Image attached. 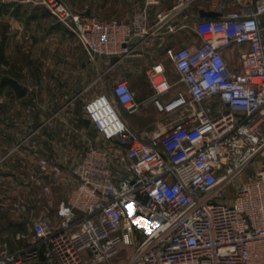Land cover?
Segmentation results:
<instances>
[{"label":"built area","instance_id":"obj_1","mask_svg":"<svg viewBox=\"0 0 264 264\" xmlns=\"http://www.w3.org/2000/svg\"><path fill=\"white\" fill-rule=\"evenodd\" d=\"M24 1L44 8L89 61L101 56L107 64L139 54L142 40L160 28L173 32L168 20L185 4L177 0L150 21L158 0H144L128 20L76 11L63 0ZM193 30L201 43L171 53L183 89L162 101L169 88L163 68L146 71L157 112L182 116L137 133L104 95L88 100L85 118L101 144L87 139L71 175L38 158L34 185L48 192L71 176L74 186L52 218L31 221L27 247L2 250L0 264H264V166L228 195V184L264 151V0L243 17L204 19ZM243 44L239 70H231L223 50ZM111 93L128 113L137 110L126 81L114 82Z\"/></svg>","mask_w":264,"mask_h":264},{"label":"rangeland","instance_id":"obj_2","mask_svg":"<svg viewBox=\"0 0 264 264\" xmlns=\"http://www.w3.org/2000/svg\"><path fill=\"white\" fill-rule=\"evenodd\" d=\"M63 1L73 10H90L101 18L116 19L121 14L120 4L126 7L133 0ZM190 26L184 19L178 24L182 34L186 29L191 31ZM85 61L77 40L44 8L24 0H0V79L8 76L28 87L23 97L16 98L10 86L0 81V125L12 124L10 130L0 128V257L3 249L11 253L27 247L31 221L39 216L52 218L60 198L74 186L68 176L44 192L33 184L31 176L37 174L36 163L41 156L60 164V143L67 137L72 139L71 132L60 130V117L72 120L84 116L85 101L80 96L92 79L86 69L79 71V63ZM165 66L173 67L171 53ZM169 121L164 119L161 130ZM81 137L84 140L77 146V158L86 149L87 139L101 144L92 127ZM74 164L64 165L67 175H71ZM262 165L264 151L228 184V195L233 197L237 185L247 182V176Z\"/></svg>","mask_w":264,"mask_h":264},{"label":"crops","instance_id":"obj_3","mask_svg":"<svg viewBox=\"0 0 264 264\" xmlns=\"http://www.w3.org/2000/svg\"><path fill=\"white\" fill-rule=\"evenodd\" d=\"M158 1V4L150 6L149 8L148 14L150 21L154 20L156 13L168 11L177 0ZM253 2L254 0H185L184 6L169 18L174 20V22L171 23L174 25L173 32L167 33L165 28L158 29L154 35L142 40L138 47L139 54L125 56L115 64H107V59L101 56L93 62L89 61L83 50L86 61L79 63V71L81 68L86 69L92 79L86 85L80 97H82L86 103L95 96L104 95L110 101L113 108L125 124L137 133L142 131L161 130V128L164 127L163 124L165 118L170 119L171 121L180 118L182 115L181 112L175 111L165 117L163 114L157 112L151 100L153 90L146 79V71L154 65H160L159 67L163 68V73L167 79L169 88L161 93L159 98L162 101L170 100L174 96L175 91L183 89L184 86L179 82V77L175 68L165 66V60L169 53H172L179 47L185 46L191 48L201 43V37L195 34L193 28L197 22L208 18L200 17L199 11H212L217 14L210 19L226 18L232 13H236L243 17L252 10ZM143 3L144 0H133L131 4H128L126 7H123L120 4L122 7L120 10L121 14L120 16H117V18L128 20L132 10L142 8ZM87 12L92 13L90 10ZM117 14L118 12H115V15ZM182 19L186 20V22L188 21L191 25V31L186 29L183 34L179 31L178 27V24ZM246 47L247 45L245 44L241 46L230 45L223 50L224 57L231 70H239V51ZM102 78H107L103 80L107 84L106 86L102 85L104 83L102 82ZM116 81H126L130 88L135 92V100L138 103L136 111L128 113L123 106L115 100L111 93V85ZM84 118L85 114L79 119L75 118L72 120L65 117L61 119L60 117V130L72 133V139L68 137L67 139L63 138L65 144L62 142L60 143V163L63 166L68 163H76L80 158V155L78 156L79 158H77L79 151L77 146H79V141L84 140V138L82 139L81 137L82 132L85 133L86 130L89 131V128H91L90 125L86 127L82 123ZM0 128L1 130H10L12 124H7L5 127L3 126V128L2 125H0ZM62 133L61 135H63ZM63 139H60V141Z\"/></svg>","mask_w":264,"mask_h":264},{"label":"water","instance_id":"obj_4","mask_svg":"<svg viewBox=\"0 0 264 264\" xmlns=\"http://www.w3.org/2000/svg\"><path fill=\"white\" fill-rule=\"evenodd\" d=\"M199 15L200 17H203V18H213L215 17L217 14L215 12H212V11H204V10H200L199 11ZM119 57L118 56H112L109 58V61L111 64H115L119 61ZM0 81L2 83H5L7 84L8 86H10V88L13 90L14 92V95L17 97V98H21L23 97L27 91H28V87L26 86H23L21 85L16 79L14 78H11V77H8V76H2ZM82 123L88 127L90 125V122L87 118H84L82 120Z\"/></svg>","mask_w":264,"mask_h":264},{"label":"bare ground","instance_id":"obj_5","mask_svg":"<svg viewBox=\"0 0 264 264\" xmlns=\"http://www.w3.org/2000/svg\"><path fill=\"white\" fill-rule=\"evenodd\" d=\"M160 70H162V68L159 67ZM161 79V76H156L154 81H159ZM164 86H161V88H163ZM175 104H173L170 108H174Z\"/></svg>","mask_w":264,"mask_h":264},{"label":"trees","instance_id":"obj_6","mask_svg":"<svg viewBox=\"0 0 264 264\" xmlns=\"http://www.w3.org/2000/svg\"><path fill=\"white\" fill-rule=\"evenodd\" d=\"M2 83V82H1ZM5 84V83H4Z\"/></svg>","mask_w":264,"mask_h":264}]
</instances>
